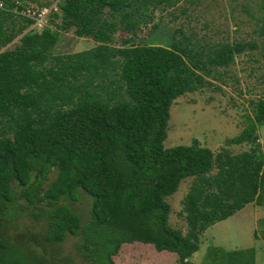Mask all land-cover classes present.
I'll return each mask as SVG.
<instances>
[{
    "label": "trees",
    "instance_id": "trees-1",
    "mask_svg": "<svg viewBox=\"0 0 264 264\" xmlns=\"http://www.w3.org/2000/svg\"><path fill=\"white\" fill-rule=\"evenodd\" d=\"M0 1V264H74L48 249L68 234L76 237L81 264H114L120 246L135 241L196 264L189 258L202 232L248 203L264 205L257 134L264 99L251 101L252 115L225 139L247 150L214 153L196 139L163 143L174 100L213 86L219 68L257 48L254 41L206 46L177 28L169 47L133 43L131 36L115 44L118 31L134 34L152 20L160 1L181 0H62L54 28L40 31L13 12L15 0ZM70 30L97 44L54 55L59 33ZM187 177L193 181L182 199L184 233L170 225L166 198ZM78 189L91 197L84 222L66 203ZM22 212L45 220L41 238H6L7 223ZM208 255L255 264L253 248L212 246Z\"/></svg>",
    "mask_w": 264,
    "mask_h": 264
},
{
    "label": "rangeland",
    "instance_id": "rangeland-1",
    "mask_svg": "<svg viewBox=\"0 0 264 264\" xmlns=\"http://www.w3.org/2000/svg\"><path fill=\"white\" fill-rule=\"evenodd\" d=\"M61 1L26 0V4L50 10L41 26L34 22L30 28L36 31L45 26L54 28L53 23L58 22L54 14L60 12L58 3ZM153 10V19L147 24H141L134 34L118 31L115 44L119 45L124 37L131 36L133 43L169 47L172 32L177 28L191 36L193 42L206 46L234 41H254L257 44V48L237 54L228 67L219 68L220 76L213 80V86L184 93L174 100L170 107L167 137L163 142L165 147H170L190 144L196 139L201 146L209 147L214 153L222 148L232 153L247 150L248 144L226 145L225 139L238 134L245 125L246 115H252L251 101L264 99V33H261L264 25V0H181L173 6L160 1ZM96 44L90 37L76 36L72 30L61 31L52 53H74ZM257 134L264 153V120L257 122ZM55 176L56 171L53 170L49 174L50 180ZM192 181V177L183 179L177 191L166 198L171 206L170 225L180 228L184 233L187 227L182 212V199ZM66 203L82 222L87 219L91 197L82 189H78L75 200ZM45 228L43 218L34 220L22 212V215L12 217L7 223L4 235L8 239H15L18 235H36L41 238ZM263 229L264 205L248 203L232 216L202 232L199 249L190 261L196 264L227 263L225 257L216 260L214 256L208 255V249L214 246L224 251L253 248L255 264H264V241L261 238ZM75 244L76 237L68 234L58 246H48V249L51 248L49 251H54L61 258L73 260L74 264H81ZM112 259L114 264H180L176 253L157 251L152 244L137 241L122 244Z\"/></svg>",
    "mask_w": 264,
    "mask_h": 264
},
{
    "label": "built area",
    "instance_id": "built-area-1",
    "mask_svg": "<svg viewBox=\"0 0 264 264\" xmlns=\"http://www.w3.org/2000/svg\"><path fill=\"white\" fill-rule=\"evenodd\" d=\"M26 3V1L24 2L22 0H15L13 12L18 15L33 19L36 25L41 26L46 14H48L50 10L47 7ZM0 8H3L2 1H0Z\"/></svg>",
    "mask_w": 264,
    "mask_h": 264
},
{
    "label": "crops",
    "instance_id": "crops-1",
    "mask_svg": "<svg viewBox=\"0 0 264 264\" xmlns=\"http://www.w3.org/2000/svg\"><path fill=\"white\" fill-rule=\"evenodd\" d=\"M231 216H232V215H231ZM226 219H227V218H226ZM193 254H194V253H193ZM193 254H192V255H193ZM191 257H192V256H191ZM191 257H190V258H191ZM190 258H189V260H190Z\"/></svg>",
    "mask_w": 264,
    "mask_h": 264
}]
</instances>
